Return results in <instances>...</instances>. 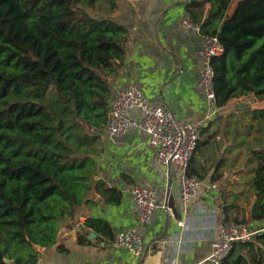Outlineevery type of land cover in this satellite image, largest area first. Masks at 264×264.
Here are the masks:
<instances>
[{"label": "trees", "instance_id": "16d2710c", "mask_svg": "<svg viewBox=\"0 0 264 264\" xmlns=\"http://www.w3.org/2000/svg\"><path fill=\"white\" fill-rule=\"evenodd\" d=\"M119 1L0 0V264H28L37 255L33 245L53 247L63 228L78 225L79 209L93 203L94 192L119 201L115 188L96 181L93 160L125 56L126 28L112 17ZM232 2L192 0L186 14L202 38L216 37L223 47L211 61L219 112L253 98L262 107L244 111L264 136V0H240L229 15ZM204 127L189 176L198 175ZM253 155L251 220L261 222L264 154ZM223 215L224 222L246 223L227 209ZM88 230L112 238L109 224L87 217L79 245L88 243ZM263 252L264 231L234 246L221 264H263Z\"/></svg>", "mask_w": 264, "mask_h": 264}, {"label": "crops", "instance_id": "0c3cea01", "mask_svg": "<svg viewBox=\"0 0 264 264\" xmlns=\"http://www.w3.org/2000/svg\"><path fill=\"white\" fill-rule=\"evenodd\" d=\"M191 1H119L112 17L126 28L125 56L111 87L112 96L122 87L134 84L148 103L173 111L181 122H192L203 116L204 102L196 87L203 38L199 32L181 27L187 15L186 6ZM239 1L233 0L229 15ZM209 7L206 5L205 10ZM247 106L261 108L262 103L242 96L230 103L232 108L218 112L205 125V136L200 140L206 138V142L195 155L198 174L195 178L201 175L203 188L191 201L185 216L180 215L177 168L171 167L169 177L163 175L149 137L141 130H129L111 140L103 127L98 134L100 153L93 158L95 179L115 188L120 194L119 201L106 202L94 192L90 198L93 203L79 209L76 233L63 228L53 247L37 248L35 264H164L166 257H172L177 264H208L210 242L216 239L224 223V210L227 209L229 217L246 221L251 228H264V221L251 220V204L257 198L251 189L250 180L256 166L252 159L258 147L251 146L248 130L233 128L235 116H228L238 115ZM129 116L139 118L140 114L132 110ZM134 185L155 191L158 208L145 224L139 222L129 197ZM87 217L109 224L112 238L88 230V235L94 233V236L87 238L88 243L79 245L78 229ZM179 220L183 222L182 227L175 224ZM128 228L135 229L142 237L143 247L138 256L113 245L115 234ZM69 236L74 237V242L62 245ZM239 253L245 251L239 250ZM262 257L264 264V252Z\"/></svg>", "mask_w": 264, "mask_h": 264}, {"label": "built area", "instance_id": "2783aa9c", "mask_svg": "<svg viewBox=\"0 0 264 264\" xmlns=\"http://www.w3.org/2000/svg\"><path fill=\"white\" fill-rule=\"evenodd\" d=\"M181 27L199 32L185 15ZM201 66L197 74L196 87L204 102V114L192 122H181L176 114L160 106L148 103L142 91L134 84L122 87L108 101L107 120L104 129L112 140L129 130H141L149 137V144L156 150V162L163 175L170 176L171 167H176L179 180L180 215L185 216L190 209L191 201L202 190L201 181L187 175L189 161L196 148L200 130L218 114L213 91V71L211 61L223 54V47L216 37L203 38L200 47ZM137 110L139 118L129 116V112ZM214 187L213 185L211 186ZM140 223H147L154 210L158 208L155 191L147 186L134 185L129 191ZM182 227L181 220L175 221ZM264 228H251L246 223L224 222L217 231V237L210 242L208 264H221L222 260L236 245L251 242ZM113 245L127 250L133 256L141 254L142 237L133 228L115 234ZM164 264H177L172 257H166Z\"/></svg>", "mask_w": 264, "mask_h": 264}, {"label": "rangeland", "instance_id": "374dc122", "mask_svg": "<svg viewBox=\"0 0 264 264\" xmlns=\"http://www.w3.org/2000/svg\"><path fill=\"white\" fill-rule=\"evenodd\" d=\"M234 102V101H233ZM231 102V104L233 103ZM241 103H239L240 105ZM238 105V106H239ZM229 108H232L230 107V104L228 105ZM230 110V109H229ZM234 111V110H232ZM228 116L232 117V116H235L233 117L235 120L234 122L236 123L235 126H233V128H236L238 129L239 131V128H244L245 130H248L250 132V135L252 137V142H251V146H256L258 147L257 149L260 150L263 154H264V136L260 133V132H257V130L254 128L256 125L255 123L253 122V120L251 119V115H248L247 113H245V111H240V113L238 115H235L234 113H230L228 114ZM250 122H252L253 126L252 127H249V125L247 126V124ZM247 126V127H245ZM239 127V128H238ZM256 139H255V138ZM257 137L259 138H262L261 142L259 141V139H257ZM253 164L256 165V160H255V157H253ZM253 191V190H252ZM256 195V194H255ZM257 196V195H256ZM246 222V221H245ZM263 222V221H261ZM247 224V223H246Z\"/></svg>", "mask_w": 264, "mask_h": 264}, {"label": "water", "instance_id": "95a60500", "mask_svg": "<svg viewBox=\"0 0 264 264\" xmlns=\"http://www.w3.org/2000/svg\"><path fill=\"white\" fill-rule=\"evenodd\" d=\"M71 232H72V234H75V233H76V229H75L74 226H72V228H71ZM93 236H94V233H90V234L87 236V238H88V239H91ZM72 242H74V237H73V236H69L68 238H66V239L63 241L62 245L66 246V245H68V244H70V243H72ZM37 248H38V246L33 245V250H34V251H36ZM6 262H8V261L6 260ZM35 263H36V258H32V259L29 261L28 264H35Z\"/></svg>", "mask_w": 264, "mask_h": 264}]
</instances>
